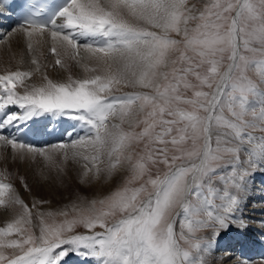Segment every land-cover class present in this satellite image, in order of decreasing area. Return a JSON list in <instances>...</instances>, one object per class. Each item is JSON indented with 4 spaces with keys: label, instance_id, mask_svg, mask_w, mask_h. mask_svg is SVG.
I'll return each instance as SVG.
<instances>
[{
    "label": "snow or ice",
    "instance_id": "6c2138e0",
    "mask_svg": "<svg viewBox=\"0 0 264 264\" xmlns=\"http://www.w3.org/2000/svg\"><path fill=\"white\" fill-rule=\"evenodd\" d=\"M197 3L25 0L23 19L0 34L9 50L13 36L24 38V54L10 55L30 65L0 73V148L13 162L39 164L42 185L63 184L78 166V184L104 194L34 214L50 201L30 205L4 177L0 206L15 218L0 223V264H65L70 255L96 264H212L232 226L242 234L255 226L264 242V182L255 185L264 135L249 131L264 132V91L246 75L251 68L264 80V0ZM65 58L85 73L96 72L86 62L95 61L103 74L74 78ZM48 67L66 79L51 78ZM37 74L39 84L31 82ZM120 87L140 90L117 94ZM44 116L74 120L90 135L41 146L6 134ZM34 215L38 235L25 227Z\"/></svg>",
    "mask_w": 264,
    "mask_h": 264
},
{
    "label": "bare ground",
    "instance_id": "6f19581e",
    "mask_svg": "<svg viewBox=\"0 0 264 264\" xmlns=\"http://www.w3.org/2000/svg\"><path fill=\"white\" fill-rule=\"evenodd\" d=\"M10 52L16 53L17 57L24 54L25 40L23 37L13 36L11 38L10 50L4 45H0V73L5 70H16L17 67L22 70L30 67L27 62L23 65H19L17 59L11 56ZM65 59L70 65L71 74L74 78H82L86 75L103 74L102 68L97 65L95 61L86 62L89 64L90 68H96V72L85 73L75 61L67 58ZM77 59H79V57H77ZM25 60H28L27 55H25ZM47 63L49 65L54 63V57H51L50 54H48ZM44 70L47 71L48 75L53 79L64 80L67 77V73L63 70L52 69L51 67ZM31 82L39 84L41 82L39 74L34 75ZM137 90L140 89L120 87L117 94ZM114 91L116 90L114 89ZM116 122L119 123L118 120ZM61 128L66 133V137L63 141L64 143H70L77 137H86L90 135L87 128H84L77 122L73 121H61ZM69 133L71 134L69 135ZM81 150L90 152L89 149ZM8 156L9 152L6 149L0 148V180L7 177L5 182L13 183L18 189L20 196L30 205L32 203H38L40 199L50 201V203L40 205L37 209H33L34 213L42 212L45 209H65V206L71 204L77 196L86 195L92 197L94 195L104 194V190L101 188L85 189L78 184L75 172V168L78 166L70 165L71 170L68 172V178L63 184L42 185L37 181L35 176V170L39 168V164L30 166L28 164L13 162L6 158ZM21 177L28 182L31 187L30 192H26L21 187ZM262 182H264V175L258 174L255 178V185L259 187ZM249 212H251V210H249ZM255 214L259 216V211L257 210ZM14 218V213L6 214L4 213L3 206H0V223L6 224L12 222ZM233 227L234 226L230 227L227 231L222 232L221 236L218 238L212 264H239V261L242 259L249 262V264H260L261 258H264V242H261L259 239L261 230L255 226H251L244 234H242L238 229H233ZM65 264H96V261L91 257H88V260L84 262L82 257L79 258L75 256L67 259Z\"/></svg>",
    "mask_w": 264,
    "mask_h": 264
},
{
    "label": "rangeland",
    "instance_id": "374dc122",
    "mask_svg": "<svg viewBox=\"0 0 264 264\" xmlns=\"http://www.w3.org/2000/svg\"><path fill=\"white\" fill-rule=\"evenodd\" d=\"M204 2H206V0H199L198 3H197V0H190V3H197V7H201ZM172 35L175 38V34L173 33ZM251 47L259 49L261 47V45L259 44L258 41H253L252 44H251ZM244 54L249 56L252 59H260L261 58L259 52H257V53H247L246 52ZM246 75H247L248 79L251 80L252 84L255 86L256 89H258L260 91H264V88H263L264 87V80H261L258 72L254 71L253 69L250 68L248 70V72L246 73ZM143 91H148V90H143ZM187 95L190 96L191 93L189 92ZM254 98L257 99V97L254 94H249V96H248L249 101H252ZM133 109L135 111V109H136L135 105L133 106ZM256 111H257V114H258L259 113V108H257ZM225 114L227 115V112H225ZM142 118H143V113H140L136 117V119H142ZM246 119H252L251 114L246 116ZM122 127L125 128L126 130L128 129L127 118H126V122L122 125ZM137 130H139V129H137ZM256 130H258V132H255ZM250 131L255 136L264 135V134H262L260 132L261 130L259 128L250 129ZM62 207H64V206H62ZM59 210H62V209H60V208L59 209H45L42 212H45V213L46 212H57ZM55 219L57 221H60V220L63 219V217H55ZM44 222L45 223H51L52 222V218H49V217L45 216L44 217ZM25 227L29 228L31 230V232H33V233L38 235L39 234V219L34 215L32 225H26ZM197 235L203 236V235H206V233L200 232V233H197ZM18 238H20V237L14 234L13 236L8 237L7 239H18ZM5 251H6V254H11L12 250L8 249V250H5Z\"/></svg>",
    "mask_w": 264,
    "mask_h": 264
}]
</instances>
